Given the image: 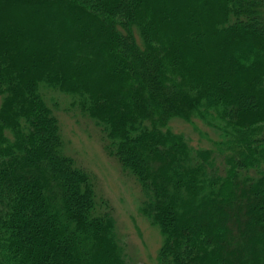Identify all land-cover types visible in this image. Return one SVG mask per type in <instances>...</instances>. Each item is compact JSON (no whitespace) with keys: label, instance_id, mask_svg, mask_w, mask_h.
Returning <instances> with one entry per match:
<instances>
[{"label":"trees","instance_id":"16d2710c","mask_svg":"<svg viewBox=\"0 0 264 264\" xmlns=\"http://www.w3.org/2000/svg\"><path fill=\"white\" fill-rule=\"evenodd\" d=\"M180 4L0 0V264H132L63 152L61 102L139 184L160 264H264V0ZM175 119L217 139L195 148Z\"/></svg>","mask_w":264,"mask_h":264},{"label":"rangeland","instance_id":"374dc122","mask_svg":"<svg viewBox=\"0 0 264 264\" xmlns=\"http://www.w3.org/2000/svg\"><path fill=\"white\" fill-rule=\"evenodd\" d=\"M154 1L158 3L160 0ZM178 1L184 6L186 0ZM50 11H48L49 16L56 18V12ZM15 18L20 24L34 25L30 30L32 35L45 38L44 31L38 23L36 24L34 16L29 12L26 15L16 13ZM55 21L62 25L60 17ZM79 39L78 32L76 35L70 34L68 45L74 47ZM61 104L57 110H54L59 120L63 152L73 158L78 167L95 175L99 191L113 207L116 232L127 259L132 264H160L158 251L162 244V236L158 228L152 226L139 210L143 200L139 184L122 171L116 158L106 154L92 123L72 110L62 109L66 106L63 102ZM171 129L184 134L195 148L212 147V141L217 139L215 132L198 120L188 124L175 119L171 123Z\"/></svg>","mask_w":264,"mask_h":264}]
</instances>
